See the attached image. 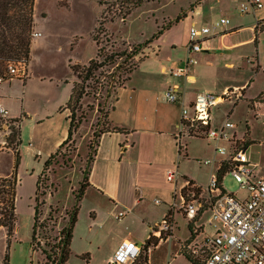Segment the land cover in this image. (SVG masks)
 <instances>
[{"label": "crops", "instance_id": "obj_1", "mask_svg": "<svg viewBox=\"0 0 264 264\" xmlns=\"http://www.w3.org/2000/svg\"><path fill=\"white\" fill-rule=\"evenodd\" d=\"M237 5L238 0H201V2L194 6L193 10L188 11L189 15H185V18L189 20V28L191 25L214 26L212 27L214 34L204 40L202 50L192 53L195 62L189 67V77H176L170 74V68L180 67L185 62L187 56V41L189 40V30H187L186 37L183 41L172 42L173 49H176L177 46L180 47L178 52H175L176 50L174 51L176 54L160 57L157 54L158 49H155L158 46H154L156 45L157 39L153 40L149 46L145 48V50H150L154 54L151 57L148 54V57H146H150L152 68L149 67V69L148 67H144L141 71H133L129 80L126 81L124 85L118 86L115 92L109 96L110 110L108 112V120L112 125L123 127L125 130L121 132H103L98 138L88 173L89 184L85 188L81 201L87 195L92 194L94 198H98L103 210L100 207L99 209H101V211L98 212L96 211V207L93 209V206H90L87 220L84 221L83 225L79 218L76 220L70 242L69 263L70 261L76 260L71 264H92V251L108 245L110 248L102 261V264H108L111 255L122 240L143 243L150 234H153V228L166 215L169 209H171L173 229L176 228L175 217L179 216L185 221L187 233L185 236L179 238L176 237L173 230L172 234L167 237V239L176 238V242L187 240L190 237L189 223L195 231L192 241H200L206 234H212L214 232L213 227H205V224L208 226L207 218L209 216V205L211 202V199L206 193L209 175L207 180L205 179V184L195 175L191 174L189 171L187 172L185 168L182 170L181 166L192 157L191 150L188 147L191 141H187L188 144H186V149L181 155L176 145V136L179 132L178 124L180 122L181 106L184 105L188 107V111L190 112V105L198 91L223 93L228 89L237 90V98L232 99L233 103L225 111V118L231 120L230 114L233 112V108L237 103H235V101L243 97L246 99L247 109H249L251 115L255 118L263 117L264 119V108L262 104L255 103V101L259 99L260 93L264 90V79L262 84L263 89L257 90L255 94L250 96L247 94L246 90L249 88L252 81L251 78H245L242 82L235 84L220 85L218 83L217 85H213L220 77L219 71H222L224 66H235L233 60L230 58L232 54L225 53V51L238 53L241 58L245 57L246 60L250 59L248 62L250 64L256 62L252 64L251 69L253 70L255 68L256 73L258 71L260 72V70L264 72V64L260 62L258 52V37L262 29L258 31L255 30L256 19L264 17V0L263 6L259 8V10L244 14L239 12ZM236 6L238 10L237 17L230 16L229 19L227 12L234 11ZM221 17L228 18L229 22L215 25ZM230 20L232 24H230ZM217 27L220 28L216 29ZM36 28L37 25L34 23L33 30L35 31ZM168 30L169 28L164 30V32ZM244 30H246L245 36H240V32ZM37 36L38 37H32L31 47L36 39L42 37V34L40 33ZM255 36L257 39L256 45L254 44ZM249 44L252 46L250 50L249 48L245 51L244 48L241 49ZM213 51L219 52V60L222 59L224 61L223 63L219 64L218 61H215ZM146 52L148 53V51ZM145 59H143V61ZM143 61L141 62L142 64ZM29 62L30 59L26 65L27 77L22 80L23 90L25 91L22 93L20 112L18 111V106L16 107L15 105L14 107L12 104L11 97L18 94V92L16 93L12 90L11 79H13V77L5 79L0 78V105L7 109L11 117H21L20 142L17 149L19 157L21 151L37 158H42L43 156L45 160L59 148L60 144L67 137L69 126L67 110L61 109V107L69 97L73 79L68 83V74L55 76L49 74V76H47L49 81L55 82L58 87L62 86L61 95H58V99L49 106V109L45 112L40 111V113H33L28 109L26 97V82L30 76ZM172 85L178 87L180 103L168 102L165 99V90L168 86ZM225 100L226 99L220 103ZM214 107L211 108V117L213 121ZM90 117L91 122H96V110L91 113ZM26 121H31V127L30 125H24ZM43 122H48L49 134L46 135L47 143H41L39 146L38 137L34 135V131L32 132V130H35L38 125ZM234 124L236 126L235 122ZM245 127L248 128L247 117L245 118ZM227 135L229 134L227 133ZM233 136L235 137V135ZM184 137L193 139L196 136ZM247 140V142L251 141L250 138ZM240 141L241 140H239L238 143H240ZM2 154H10L11 161L5 169L2 168L0 170V177L11 178L15 155L10 151L0 152V155ZM204 155H209V153H205ZM215 155L214 149L212 157L216 159V162L210 167L209 174L212 171L216 172L220 166V162L225 163V160H227V157H215ZM247 156L251 159L248 154ZM198 161L199 163H204L202 159ZM43 164L40 168L41 170L43 169ZM176 166L181 173V177L177 182V184H179L178 187L180 188L185 184L186 180L190 179L201 187L202 190L199 197L204 200L203 194H206L208 199L209 207L200 212V214L195 215L192 219L182 215L181 208L179 207L180 200L176 202L175 197L173 202L174 188L172 184L166 180V170ZM14 175L16 178L15 191L17 192L19 187L22 186L18 178L17 169ZM37 176L35 179L36 181ZM35 191L36 182L33 193L30 191L25 192L27 200L31 201L29 205L31 210H26V214L23 216L25 229L27 231L23 239L28 241L31 239ZM158 194H160L161 197L157 196ZM147 196H153V203L161 207L159 217L152 219L143 213L139 214L141 222L147 224V227H145L147 233L143 239L140 238L137 241H135V239H129V237L125 235L123 218L128 211L134 210L136 206H139ZM155 199H158L159 202L155 203ZM203 200L201 202H203ZM204 202L206 203L207 200H204ZM173 203H175V205H173ZM201 206L204 207V205ZM120 211H124L125 214L118 218L117 214ZM206 213V219L201 221ZM16 217L13 233L10 238L20 240L18 226V221L20 220L18 219L17 213ZM62 225H64V223L57 225L56 229L60 228ZM3 229L5 230V228ZM197 234L201 236L197 237ZM161 242L162 241H159L155 248L161 245ZM179 246H181V243H179ZM150 250L151 247L148 249V252ZM175 252L186 259L179 253L177 247ZM5 253L4 249L0 251V264H3ZM147 264H149V262Z\"/></svg>", "mask_w": 264, "mask_h": 264}, {"label": "rangeland", "instance_id": "obj_2", "mask_svg": "<svg viewBox=\"0 0 264 264\" xmlns=\"http://www.w3.org/2000/svg\"><path fill=\"white\" fill-rule=\"evenodd\" d=\"M107 1L109 3L103 5L99 3V0H34V23L37 25L35 31H39L42 34V39H36L32 43L30 51V76L26 82V97L28 109L31 112H45L49 109V106L58 99V95H61L62 86L58 87L55 82L49 81L47 77L49 74L51 76L68 74V83L71 79L74 81L75 76L70 69L69 63H86L95 55L96 46L91 38V33L97 18L102 14L104 8L107 7L108 10L105 26L108 32L111 33V39L115 41L114 47L116 49L130 47V45L134 43L144 41L156 32L157 27L172 21L177 15L183 14L184 16L181 19L173 23L168 31L157 38L156 45L153 44L154 46H158L155 48L158 49V51L155 50L157 54L160 57H164L166 55L176 54L174 53L175 50V52L179 51V46L173 49L172 42H180L185 39L186 31L189 30V20L185 18V15L188 14V11L193 10L196 4L201 2V0H148L133 9L124 20L120 18V16H115V18L110 21L109 17L113 14V11L116 10L118 5L115 4L112 6L113 0ZM237 6L234 11L227 12L228 18L230 16L237 17ZM230 24H232L231 20ZM219 28L220 27H217L216 29ZM255 30L258 31L259 29L255 27ZM245 34L246 30L240 32V36H245ZM251 47L252 46L249 44L241 49L244 48L245 51L248 48L250 50ZM146 51H148V53ZM213 52L215 61H218L219 64L223 63L224 61L222 59L219 60V52ZM258 52L259 60L264 64V29L260 31L258 37ZM144 53L147 57L148 54L150 57L154 55L150 50L144 49ZM225 53L232 54L230 58L233 60L235 66H224L223 70L219 71L220 77L213 85H217L218 83L220 85L235 84L242 82L245 78H251L252 81L249 88L246 90L249 96L255 94L257 90L263 89V70L256 73L255 68L253 70L251 69L252 64L256 62L250 64L248 63L250 59L246 60L245 57L241 58L238 53L228 51H225ZM150 57L146 58L144 61L142 60L143 64L141 61L134 71H141L144 67L152 68ZM22 80L23 79L16 77L11 79L12 90L16 93L18 92L16 96L11 97L12 104L14 107L15 105L16 107L18 106L19 112L22 105V93L25 91L23 90ZM86 83L90 85L95 84L92 80H87ZM112 93L113 90H111L109 96H111ZM104 95L105 92L102 96L96 94V98L92 95L83 98L82 107L84 109L87 108V103L94 104L95 108L88 111L87 119L81 123L82 125H80L79 129L76 131L74 140H70L65 144L60 149V152L54 156L52 163L42 171L37 191V206L42 213L39 215V219L45 216L49 217V215L55 217V229L57 225L67 222L69 211L74 202V192L78 188L79 182L82 180V170L86 164L88 150H90L89 142L92 137V129L95 127V122H91L90 115L95 110L97 115L99 114L96 109L97 102L104 103V110L110 107V98L108 96L104 99ZM232 99H234V96H230L224 102L213 108L214 121L212 122V126H219L222 120L225 119V111L233 103ZM235 103L236 106L233 108L230 118L236 123V126L232 129H225L229 134L228 137L221 138L217 142L201 137H194L193 139L184 137L182 139L185 144H188V140L191 141L188 147L191 150L192 157H190L189 161L185 162L181 168L182 170L185 168L187 172L189 171L191 174L195 175L201 182L205 183V179L207 180L212 164L199 163L198 160L202 159L203 161L206 157L212 158L216 144L224 147L226 151L224 153L215 152V157H227L232 148L233 141H231V138H233V135H235V139L241 140L242 143H240V146H244L245 152L257 163L256 177H260L264 174V119L263 117L255 118L251 115V112L247 109L246 99L243 97L236 100ZM262 107L264 108V105H262ZM246 117L248 119L249 129L245 127ZM30 123L31 121H26L24 125H30L31 127ZM47 123L48 122L40 123L35 130H32V132L34 131V135L38 137L39 146L41 143H47L46 135L49 134V125ZM102 126V124H99L97 129L102 128ZM249 138L251 141L247 142ZM94 146L95 143L93 142L92 147ZM184 151L185 150L182 149L181 155ZM205 153H209V155H204ZM43 158L45 157L42 156V158H37L20 151L17 170L18 178L22 186L19 187L17 192L15 191V212L20 220L18 221L20 240L8 239L7 235H5L6 229L4 230V227L1 228L0 226V251L4 249L8 254V264H45L44 255L40 250L32 251L29 245L30 241L23 239L25 238L23 236H25L27 232L23 216L26 214V210H31L29 207L31 201L27 200L25 192H34L36 176L39 174L42 164L48 157L45 160ZM10 161V154L0 155V170L2 168L5 169ZM222 183L227 191L236 192V195L240 197L246 195V189L243 187L239 188V182L232 174L228 172L224 173ZM157 196L161 197L160 194ZM203 196L204 200H207L205 203L207 206V196L206 194H203ZM179 200L180 194L177 191L176 202ZM153 201V196L145 197L139 206H136L134 210L128 211L124 216L125 235L129 237V239L131 238L137 241L140 238L143 239L147 233L145 229L147 224L141 222L139 214L143 213L152 219L159 217L161 207L155 205ZM90 206H93V209L96 207V211L98 212L102 209L100 201L98 198H94L92 194L87 195L82 201L80 200L77 219L79 218L82 225L84 221L87 220ZM100 207L101 209H99ZM181 212L184 217H187L182 208ZM206 217L207 213L204 214L201 221L206 219ZM175 220L176 228L173 229L174 234L176 237L181 238L186 235L187 227L185 221L179 216L175 217ZM205 227L212 228L206 224ZM43 234V230L38 228L37 239H40V244L47 248L52 240L49 238L47 244H44L45 237ZM200 236V234H197V237ZM161 238L162 239L159 238L158 242L162 241V244L156 248L151 247V250L148 252L149 264H192L175 252L176 247L180 251L181 247L179 243L182 244L184 241L176 242V238L169 240L164 238L163 234ZM109 248L108 245H105L103 248L94 249L91 255L92 264H102L103 257L106 252H108ZM75 261L76 260L70 261V263L68 261L67 264L74 263ZM48 264H50V261ZM134 264H145L143 250Z\"/></svg>", "mask_w": 264, "mask_h": 264}, {"label": "trees", "instance_id": "obj_3", "mask_svg": "<svg viewBox=\"0 0 264 264\" xmlns=\"http://www.w3.org/2000/svg\"><path fill=\"white\" fill-rule=\"evenodd\" d=\"M148 0H113L112 6L117 4L116 10L110 15L109 20L112 21L115 16L124 18L136 7L142 5ZM100 4H108L107 0H99ZM108 10L107 7L103 9L102 14L97 18L95 26L91 33V38L95 43L96 51L95 55L90 58L86 63L72 62L69 63L70 69L76 76V79L72 82L71 91L69 97L61 109L67 110V119L69 122L68 133L65 140L60 144L59 148L49 155L44 161L43 169L37 176L36 191L34 196V214L33 224L31 231L30 246L32 250H40L44 255L45 264H67L70 255V242L72 237L73 226L77 220V213L80 207V200L84 194L88 182V173L90 163L93 159L95 152V146L97 144L99 136L103 132L117 131L121 132L125 129L112 125L108 120V112L110 107L104 110V103L97 102V120L95 127L92 129V137L89 142V149L86 158L85 167L82 170V180L79 182V186L74 192V202L69 211L67 222L60 228L55 229V217L49 215L39 219V215L42 214L37 206V191L40 184V177L42 171L47 168L51 163L54 156L60 152V149L67 144L70 140H74V135L79 129L81 123L87 119L88 111L95 108L92 103L86 104V109L82 107L83 98L92 95L96 98V94L107 98L111 90L115 92L118 86H122L129 80L131 73L138 67L139 63L147 57L144 53V49L149 44L157 39L164 30L168 29L173 23H176L184 15H177L172 21L167 22L164 25L157 27L156 32L149 38L142 42L134 43L130 47L116 49L115 41L111 39V33L108 32L105 22L107 19ZM34 28V0H0V78H11L7 75V65L11 62H23L27 65L30 59L32 32ZM256 36L254 38V44L256 45ZM140 55V56H139ZM87 80H92L95 84L86 83ZM104 90V92H103ZM264 96V90L260 93L258 98ZM250 104V103H249ZM102 124V128L97 129L98 125ZM11 141L19 144L20 142V127L13 129ZM95 146L92 147V143ZM92 149V151H91ZM183 149H186L184 145ZM91 151V153H90ZM19 163V154L15 153L13 173L11 178H1L0 184V226L6 229V235L9 239L13 233V227L16 222L15 212V173ZM227 167L225 163L221 162L217 169V178H220L226 173ZM189 184L182 189V194L186 192H193V197L197 199L201 205L196 213L200 214L203 210L209 206L205 205V202L201 197V187L196 185L192 180H188ZM199 194V195H198ZM198 195V196H197ZM187 199L191 197L186 196ZM211 202L213 198H210ZM203 200V202H201ZM166 217L172 222L171 209L166 213ZM49 226V227H48ZM42 229L45 237L44 244H47L49 238L51 243L46 248L40 244V239H37V230ZM55 230V233H54ZM190 237L181 244L179 253L183 255L192 264H201L202 256L200 248L193 250V246L190 245L192 237L195 235V231L189 223ZM53 232V233H52ZM172 232L167 235H163L164 238L169 237ZM162 239V238H160ZM159 237L150 234L142 244V250L144 252V262L148 263V249L155 247ZM191 246V247H190ZM195 246V245H194ZM140 256V255H139ZM138 256V257H139ZM137 257V259H138ZM136 259V260H137ZM135 260V261H136ZM134 261V263H135ZM133 263V264H134ZM3 264H8V254L6 253L3 259Z\"/></svg>", "mask_w": 264, "mask_h": 264}, {"label": "built area", "instance_id": "obj_4", "mask_svg": "<svg viewBox=\"0 0 264 264\" xmlns=\"http://www.w3.org/2000/svg\"><path fill=\"white\" fill-rule=\"evenodd\" d=\"M263 6V0H239L238 10L240 13L254 12ZM229 19L221 17L215 25L228 23ZM209 25H191L189 28V40L187 43V56L180 67L170 68V74L176 77H189V67L195 62L192 53L202 50L204 40L214 34ZM257 29H264V18H258L255 22ZM39 31H33L32 36L39 35ZM7 75L25 79L27 77L26 64L23 62H11L7 65ZM237 90L228 89L223 93L210 91H198L188 107L181 106L180 122L176 145L178 152H182L185 142L184 136H196L211 139L217 142L221 138L228 137L226 128L235 127L234 122L225 118L219 126H212L211 108L230 96L237 98ZM176 85L168 86L165 90V99L168 102L180 103ZM264 105V96L255 101ZM21 117H11L6 108L0 105V152L18 151V144L11 141L13 129L19 128ZM232 148L228 153L225 165L226 173H230L239 182V188L246 189V195L237 196L236 192L225 189L216 172L209 174L206 193L210 202V212L207 223L213 227L212 234H206L200 241H192L193 250L199 249L203 254L201 264H264V174L256 177L257 163L249 159L244 146H240L239 139L231 138ZM226 149L216 144L215 152L224 153ZM215 158H205V164H214ZM221 163V162H220ZM166 180L173 184V202L177 191L180 194L179 207L182 208L187 217L192 219L201 203L193 197V192L182 194V189L189 184L178 187L181 173L177 166L166 170ZM0 177V184H1ZM186 196L191 197L187 199ZM159 200L155 199V203ZM175 205V203H173ZM125 214L120 211L117 217ZM174 226L166 215L153 228V235L161 238L172 232ZM142 244L131 240H122L108 264H133L141 254ZM195 245V246H194ZM190 246V247H191Z\"/></svg>", "mask_w": 264, "mask_h": 264}]
</instances>
